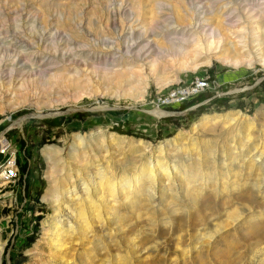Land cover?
<instances>
[{"label":"rangeland","instance_id":"1","mask_svg":"<svg viewBox=\"0 0 264 264\" xmlns=\"http://www.w3.org/2000/svg\"><path fill=\"white\" fill-rule=\"evenodd\" d=\"M0 128V264H264V0H0Z\"/></svg>","mask_w":264,"mask_h":264},{"label":"built area","instance_id":"2","mask_svg":"<svg viewBox=\"0 0 264 264\" xmlns=\"http://www.w3.org/2000/svg\"><path fill=\"white\" fill-rule=\"evenodd\" d=\"M208 82L198 78L189 87L182 88L175 92V97L185 99L188 95L195 94L205 88ZM9 130L0 128V182H10L18 176L19 150L9 140Z\"/></svg>","mask_w":264,"mask_h":264},{"label":"bare ground","instance_id":"3","mask_svg":"<svg viewBox=\"0 0 264 264\" xmlns=\"http://www.w3.org/2000/svg\"><path fill=\"white\" fill-rule=\"evenodd\" d=\"M158 115H160V114H158ZM75 189V188H74ZM73 189V190H74ZM85 226H87V228L86 229H90V227H91V225H89V222H87V221H85Z\"/></svg>","mask_w":264,"mask_h":264}]
</instances>
